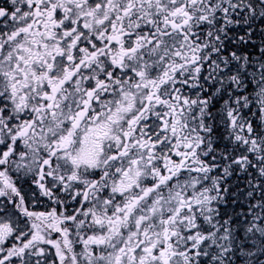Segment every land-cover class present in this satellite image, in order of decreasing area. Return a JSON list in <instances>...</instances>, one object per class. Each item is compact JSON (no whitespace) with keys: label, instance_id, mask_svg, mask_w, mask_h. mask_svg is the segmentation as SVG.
<instances>
[{"label":"snow or ice","instance_id":"obj_1","mask_svg":"<svg viewBox=\"0 0 264 264\" xmlns=\"http://www.w3.org/2000/svg\"><path fill=\"white\" fill-rule=\"evenodd\" d=\"M0 264H264V0H0Z\"/></svg>","mask_w":264,"mask_h":264}]
</instances>
